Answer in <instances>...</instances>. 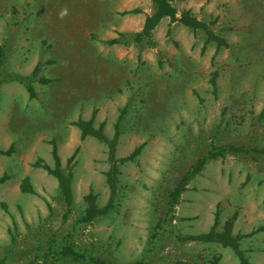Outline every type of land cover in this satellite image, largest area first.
Instances as JSON below:
<instances>
[{
    "label": "rangeland",
    "instance_id": "1",
    "mask_svg": "<svg viewBox=\"0 0 264 264\" xmlns=\"http://www.w3.org/2000/svg\"><path fill=\"white\" fill-rule=\"evenodd\" d=\"M133 9L141 12L125 14ZM153 13V0H0V150L13 148L0 155L13 178L0 184V260L86 264L57 254L68 239L117 264H241L219 243L180 239L209 232L219 213L218 230L233 221L250 264H264V0H204L192 12L226 40L219 52L215 42L203 52L205 30L169 17L136 42ZM123 110L116 157L141 153L119 164L114 208L80 224L91 190L100 207L110 199V162L108 145L82 140L74 122L95 114L113 139ZM53 141L73 172L70 209L58 180L32 166L54 167ZM226 144L251 152L208 162L171 211L174 185ZM25 177L37 195L20 190Z\"/></svg>",
    "mask_w": 264,
    "mask_h": 264
},
{
    "label": "trees",
    "instance_id": "2",
    "mask_svg": "<svg viewBox=\"0 0 264 264\" xmlns=\"http://www.w3.org/2000/svg\"><path fill=\"white\" fill-rule=\"evenodd\" d=\"M154 4V13L152 15H148L146 21L144 23L143 29L135 33L133 38L138 43L149 42L153 38V32L157 28V26L161 23V21L169 17L172 22H179L180 24L194 30H205L207 39L206 44L203 47V52L206 49V45L208 43L215 42L217 45L216 52H219L222 47H228L226 40L217 36L212 29L209 28V24L199 20L195 17L191 10L184 11L181 16H178V10L173 5V0H153ZM140 9H133L130 11H126L125 14L129 13H140ZM214 24V23H211ZM109 44H116L119 43L118 39H113L108 42ZM3 50L0 49V68L4 64L3 60ZM36 73V69L34 71ZM217 73H214V77L212 79V84L214 88H217ZM28 91L30 96H34V89L33 87L28 84ZM126 110L122 111V114L115 125V136L113 139H109L104 132L105 122L101 124L99 128L94 126V119L95 114H93L90 120L79 119L78 121L74 122V125L77 126L81 131V139L84 140L87 137H94L104 143H106L109 147V162H110V169L106 173L107 184L110 187V199L108 203L104 207H100L97 202V197L94 194L93 190L89 192L85 196V203L86 208L82 216H80L78 223L89 225L97 218L108 214L113 208L117 194V182H118V174H119V164L125 163L128 161H133L135 158L141 153L142 146L136 148L133 153L122 159H117L116 157V147L118 140L121 136V126L125 116ZM77 149L74 154L68 159V166H72V163L75 160L76 155L78 154ZM251 150H247L243 147H238L236 145H222V146H214L208 152L206 156L199 159L193 166L190 167L188 172L185 176L178 181L175 185L173 190L170 193L169 197V208L174 210L176 204L178 203L181 195L186 191L189 183L191 180L198 175L204 168L205 165L217 159L226 158L229 154H248ZM263 152V150H262ZM13 153V148L11 147L9 150H0V155L10 156ZM264 153V152H263ZM52 157L54 160V167H51L49 164L45 163L42 159H38L37 162L33 163L32 166L35 168H42L44 169L49 175L55 177L58 180L59 190L62 195L64 202L67 205V208L70 209L73 205V172L72 170L69 173H65L62 168V160L59 155L58 145L55 141L52 142ZM8 175H4L0 178V184L8 180ZM20 189L23 193L27 194H35L37 195V191L32 184V181L29 177H25L20 184ZM7 209V206L4 207ZM219 225V213L216 214L215 223L212 226L211 230L207 233H202L199 235H191L187 237L180 238L184 242H202V243H219L224 247L230 248L234 251L237 257L240 260L241 264H250L248 259L246 258L243 250L241 249V240L244 236L233 235V221L227 222L225 227L222 230H218ZM15 243V241H14ZM49 247L52 248L53 244L49 242ZM57 254L70 258L74 261L78 262H86V264H117L108 262L105 259L97 257L92 253L82 252L72 245V242L68 239L62 241L59 246V251ZM0 264H7L4 260H0ZM135 264H146L145 260L142 258L138 260Z\"/></svg>",
    "mask_w": 264,
    "mask_h": 264
},
{
    "label": "crops",
    "instance_id": "3",
    "mask_svg": "<svg viewBox=\"0 0 264 264\" xmlns=\"http://www.w3.org/2000/svg\"><path fill=\"white\" fill-rule=\"evenodd\" d=\"M181 2L183 3V5L180 8H177L174 4V6L177 8L178 11H180V9L183 10H191L192 12H195L196 9L201 6L202 4H204V0H181ZM194 15V13H193ZM196 17V16H195ZM3 157H7L6 155H2ZM9 157V156H8ZM7 161H0V163L3 165L2 169H1V176L0 178H2L4 175H8V180H6L5 182H3L2 184H6L9 183L13 178L11 177V175L9 174L10 172H8V170L6 169V165H8L6 163ZM21 183V182H20ZM1 184V185H2ZM21 190V189H20Z\"/></svg>",
    "mask_w": 264,
    "mask_h": 264
}]
</instances>
